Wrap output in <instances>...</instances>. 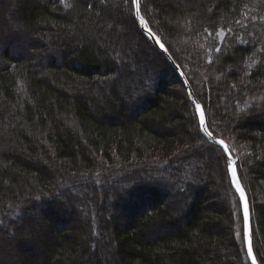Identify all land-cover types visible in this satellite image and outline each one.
<instances>
[{
    "label": "trees",
    "instance_id": "16d2710c",
    "mask_svg": "<svg viewBox=\"0 0 264 264\" xmlns=\"http://www.w3.org/2000/svg\"><path fill=\"white\" fill-rule=\"evenodd\" d=\"M141 12L239 158L264 264V0ZM242 228L224 154L131 0H0V264H250Z\"/></svg>",
    "mask_w": 264,
    "mask_h": 264
},
{
    "label": "water",
    "instance_id": "95a60500",
    "mask_svg": "<svg viewBox=\"0 0 264 264\" xmlns=\"http://www.w3.org/2000/svg\"><path fill=\"white\" fill-rule=\"evenodd\" d=\"M134 7V15H135V6ZM140 17H143V20L146 22L147 21L144 17V15L141 12V0H140ZM140 17H137L135 15V19L136 22L138 24L139 29L141 30V32L149 39V41L159 50L161 51L165 57L168 59V61L173 65L176 73L179 75V77L181 78L184 87L186 89V93L188 96L189 101L192 104L193 109L195 110L198 122H199V127H200V131L202 133V135L204 136V138L212 144L217 145L222 153L224 154V157L226 159V166H227V173H228V177L230 180V184L232 186V188L234 189V191L237 194L239 203H240V209H241V214H242V226H243V239H244V247H245V251H246V255L248 258V261L250 264H252V260L251 257H249L248 255V241L249 239L251 240V244H252V237H251V233H252V217H251V207H250V200H249V196L247 194L246 188L243 185V182L241 180L240 174H239V169H238V162H239V158L238 156L233 152V150L231 149L230 145L227 143V141H225L222 137H219L217 135H215L209 128H208V122H207V117H206V113H205V109L202 105V103L197 99L192 86L190 85L187 77L185 76L184 72L182 71V69L179 67V65L174 61V59L172 58V56L170 55L166 45L160 40V38L157 36V34L148 26L145 27L143 24L140 23ZM163 45V48L160 45ZM196 105H200V108L198 109L196 107ZM203 111L204 116H205V121H204V125L201 126L200 124V112ZM207 127L208 131L212 134V139H209L207 134L204 132L203 127ZM218 141H223V144L218 143ZM231 168H234L236 171V181L239 183L241 189L243 190L244 193V197L243 199L241 198L240 192L237 191L235 183L233 182V177H232V173H231ZM247 203V207H248V219L247 221H245L244 218V203ZM252 254L256 257L255 252L253 250V246H252ZM256 261L257 264H260L257 260L256 257Z\"/></svg>",
    "mask_w": 264,
    "mask_h": 264
},
{
    "label": "snow or ice",
    "instance_id": "6c2138e0",
    "mask_svg": "<svg viewBox=\"0 0 264 264\" xmlns=\"http://www.w3.org/2000/svg\"><path fill=\"white\" fill-rule=\"evenodd\" d=\"M125 2L127 3L128 0H125ZM131 4L135 6V15L137 17H140V0H131ZM140 23L143 24L145 27H147L146 22L143 20V17H140ZM163 48V45H160ZM196 107L199 109L200 105H196ZM204 121H205V116L203 111L200 112V124L201 126L204 125ZM204 132L207 134L209 139H212V134L208 131V128L205 126L203 127ZM218 143L223 144V141H218ZM231 173H232V177H233V182L235 183L236 189L237 191L240 192L241 198L243 199L244 197V193L243 190L241 189L239 183L236 181V171L234 168H231ZM244 218L245 221H247L248 219V207H247V203H244ZM248 255L249 257H251L252 260V264H257L256 261V257L252 254V244H251V240L249 239L248 241Z\"/></svg>",
    "mask_w": 264,
    "mask_h": 264
},
{
    "label": "rangeland",
    "instance_id": "374dc122",
    "mask_svg": "<svg viewBox=\"0 0 264 264\" xmlns=\"http://www.w3.org/2000/svg\"><path fill=\"white\" fill-rule=\"evenodd\" d=\"M224 34H225V31H223V30H221V29L218 30V32H217L218 41H221V40H222ZM226 138L228 139L229 137H226ZM228 140H229V142L232 143V144L235 143L233 138H229ZM233 145H234V144H233ZM234 146H235V148L237 147L235 150H237V149H238L239 151L241 150V147L236 146V145H234Z\"/></svg>",
    "mask_w": 264,
    "mask_h": 264
},
{
    "label": "bare ground",
    "instance_id": "6f19581e",
    "mask_svg": "<svg viewBox=\"0 0 264 264\" xmlns=\"http://www.w3.org/2000/svg\"><path fill=\"white\" fill-rule=\"evenodd\" d=\"M145 17V16H144ZM146 19V18H145ZM175 61V60H174ZM173 66V65H172ZM180 67V66H179ZM175 70V69H174ZM194 91V90H193ZM198 99V98H197ZM203 105V104H202ZM243 227V226H242ZM242 230H243V228H242Z\"/></svg>",
    "mask_w": 264,
    "mask_h": 264
}]
</instances>
